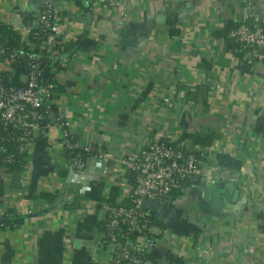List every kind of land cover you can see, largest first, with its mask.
Masks as SVG:
<instances>
[{"label": "crops", "instance_id": "1", "mask_svg": "<svg viewBox=\"0 0 264 264\" xmlns=\"http://www.w3.org/2000/svg\"><path fill=\"white\" fill-rule=\"evenodd\" d=\"M88 1L92 8L83 13L68 0H0V22L22 42L44 5L56 12L53 48L61 52L78 38L97 41L89 52L53 51L60 68L54 95L68 109L80 145L99 146L109 157L101 164L90 159L83 176L68 179L53 125L35 139L17 187L0 163V221L8 211L23 219L18 228L0 229V264H96L99 206L118 161L140 138L190 135H211V171L235 182L212 173L167 208L151 211L165 234L150 257L158 264H264V67L247 65L244 49L229 48L221 36L247 23L249 7L264 21V0ZM0 72L11 73L1 62ZM60 191L78 197L76 209L35 199ZM214 194L223 198L219 209L212 207Z\"/></svg>", "mask_w": 264, "mask_h": 264}, {"label": "built area", "instance_id": "2", "mask_svg": "<svg viewBox=\"0 0 264 264\" xmlns=\"http://www.w3.org/2000/svg\"><path fill=\"white\" fill-rule=\"evenodd\" d=\"M158 1L192 3L196 0ZM1 26L18 34L11 26L0 22ZM57 26L55 9L44 5L37 27L22 35L26 41H33L28 44L26 57L15 51L6 55L0 45V62L9 71L22 58L26 69L20 85H15L6 73L0 72V163L8 179L12 178V172L6 171L4 166L15 164L22 168V176L26 174L35 139L46 136L53 125L59 130L60 144L73 176H83L92 158L98 164L109 159L101 147L82 146L71 133L70 113L66 107L59 108L54 95L55 76L51 83L42 82L43 68L40 55L35 51L53 54L55 49L50 38ZM227 38L243 47L247 65L264 67V21L251 7L247 23L229 30ZM215 143L213 140L209 146H199L189 138L177 141L138 139L136 148L118 161L115 182L111 186L118 189L115 202H101L99 206L105 219L93 245L96 264H158L150 254L165 231L155 226L151 212L141 204L159 201L171 205L189 184L202 177H211L212 173L220 181L235 182L234 178L211 171L208 160ZM54 196L55 201L59 198L60 206L69 205L74 199L67 198L61 191ZM108 196L109 191L106 198Z\"/></svg>", "mask_w": 264, "mask_h": 264}, {"label": "trees", "instance_id": "3", "mask_svg": "<svg viewBox=\"0 0 264 264\" xmlns=\"http://www.w3.org/2000/svg\"><path fill=\"white\" fill-rule=\"evenodd\" d=\"M72 2L74 5H76L83 13L90 12L92 5L89 3L88 0H68ZM228 31H225L221 33L222 38L225 39V43H227L229 48L233 49H241L243 48L240 44L234 43L230 39L227 38ZM33 43L30 39L27 41H21L18 34L13 32L12 30L6 28L5 26L0 27V45L4 49V52L6 55L12 52H19L23 54L25 57L28 54V44ZM97 41L92 39H81L78 38L74 42H70L68 45L64 47V49L61 51L64 55H70L71 51L75 48H78V50H81L83 52H89L95 48H97ZM60 47L58 46L57 50ZM56 50V48H54ZM39 51H35V53L40 55V65L43 68V74H42V82L43 84L51 83L54 79L55 72L58 71L59 64L57 57L53 55L51 52L46 53H38ZM60 52V51H58ZM60 52V53H61ZM12 71L10 74L6 73V75L12 80V82L15 85H20V81L18 80L20 77H23L26 73L25 69V59L22 58V60H19L16 64L12 65ZM192 137V139L190 138ZM190 137H183L184 139H191L192 143L199 145V146H209L212 142L211 135L209 136H191ZM182 138V139H183ZM68 155V153H66ZM85 157L86 155L83 154ZM6 171L12 172V179H11V186H16L18 180L22 177V168L17 165H6L4 166ZM12 187V188H16ZM118 195V189L113 187L109 190V196L102 201L104 203H114L115 198ZM36 200H47L50 203H53L55 201V196L50 195L47 193H40L36 196ZM79 203L78 197L74 198L71 202V204L66 205L67 209H76L77 205ZM9 215H7L6 221H0V229H15L21 226L23 219L14 214L12 211H8ZM153 219V218H152ZM154 221V220H153ZM103 224V222H102ZM101 224V225H102Z\"/></svg>", "mask_w": 264, "mask_h": 264}, {"label": "water", "instance_id": "4", "mask_svg": "<svg viewBox=\"0 0 264 264\" xmlns=\"http://www.w3.org/2000/svg\"><path fill=\"white\" fill-rule=\"evenodd\" d=\"M87 22H88L87 23L88 25L86 26L85 31L83 33V35L85 37L87 36V34L89 32V29H90V25H91V16L89 14L87 16ZM72 174H73L72 170L70 169L69 170L68 179H70ZM222 186H223V189H224L225 193H228L229 196H231V195H234L233 197H236V196L238 197L239 196L240 193H239V191L237 189H234L230 185H226V184L222 185ZM213 197H214V199L212 201V207L215 208V209H219L221 207L223 198L219 194H214ZM230 201L233 202V200L229 199L228 203ZM55 202L58 203L59 202V198H57ZM169 204L170 203L159 202V201H149V202L143 201L142 204H141V207L143 209L149 210L151 212L153 210L165 209V208H167L169 206ZM100 219H101V221L105 219V213L104 212L100 213ZM87 245H90V243H87Z\"/></svg>", "mask_w": 264, "mask_h": 264}]
</instances>
